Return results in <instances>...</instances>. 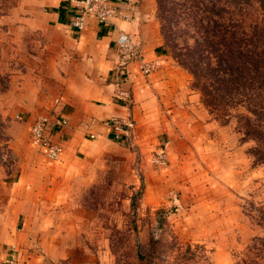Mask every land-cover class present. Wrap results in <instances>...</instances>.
<instances>
[{
  "label": "rangeland",
  "instance_id": "rangeland-1",
  "mask_svg": "<svg viewBox=\"0 0 264 264\" xmlns=\"http://www.w3.org/2000/svg\"><path fill=\"white\" fill-rule=\"evenodd\" d=\"M18 4L0 0V256L11 264H144L140 256L157 242L155 264L247 257L252 239L264 238V162L250 153L256 144L237 111L227 124L208 113L173 58L179 46L165 45L156 0L169 64L152 75L169 67L167 86L152 92L126 136L111 130L59 161L30 143L29 126L62 93L64 72Z\"/></svg>",
  "mask_w": 264,
  "mask_h": 264
},
{
  "label": "crops",
  "instance_id": "crops-1",
  "mask_svg": "<svg viewBox=\"0 0 264 264\" xmlns=\"http://www.w3.org/2000/svg\"><path fill=\"white\" fill-rule=\"evenodd\" d=\"M79 1L19 0L16 8L24 24L46 36L64 72V89L55 100L59 99L56 112L68 124L54 139L59 137L67 150L85 142L101 144L115 128L124 133L129 121L150 109L152 92L167 86L170 72L165 66L160 73L141 76L139 61L117 45L119 35L127 34L144 60L162 58L169 64L153 0H112L120 15L107 24L89 17L82 31L70 26Z\"/></svg>",
  "mask_w": 264,
  "mask_h": 264
},
{
  "label": "trees",
  "instance_id": "trees-1",
  "mask_svg": "<svg viewBox=\"0 0 264 264\" xmlns=\"http://www.w3.org/2000/svg\"><path fill=\"white\" fill-rule=\"evenodd\" d=\"M156 2L165 45L179 46L173 58L208 113L227 124L237 111L244 137L256 144L250 153L264 162V0ZM158 249L149 244L144 264H155ZM247 252L238 264H264V238H253Z\"/></svg>",
  "mask_w": 264,
  "mask_h": 264
},
{
  "label": "built area",
  "instance_id": "built-area-1",
  "mask_svg": "<svg viewBox=\"0 0 264 264\" xmlns=\"http://www.w3.org/2000/svg\"><path fill=\"white\" fill-rule=\"evenodd\" d=\"M76 7L77 12L71 18L70 26L78 31L85 29L89 17L96 19L100 24H107L120 15L118 5L112 0H80ZM117 45L130 58L139 61L138 70L143 77L151 76L163 65L162 58L144 60L127 34L119 35ZM58 103L59 99L55 100L53 108H50L46 113L37 115L29 126L30 143L50 161H59L65 150L60 138L54 139L58 130L68 124L67 118L56 112ZM115 130L114 137L116 139L127 135L126 130L124 133H119V128H115ZM0 261L6 264L13 262L10 256L4 257L3 255L0 256Z\"/></svg>",
  "mask_w": 264,
  "mask_h": 264
}]
</instances>
